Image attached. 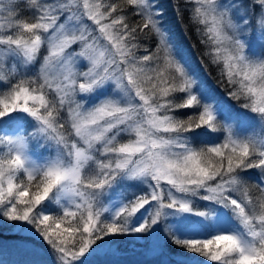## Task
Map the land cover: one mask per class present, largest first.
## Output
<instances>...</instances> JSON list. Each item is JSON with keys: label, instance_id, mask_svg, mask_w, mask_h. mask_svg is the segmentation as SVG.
Returning a JSON list of instances; mask_svg holds the SVG:
<instances>
[{"label": "snow or ice", "instance_id": "6c2138e0", "mask_svg": "<svg viewBox=\"0 0 264 264\" xmlns=\"http://www.w3.org/2000/svg\"><path fill=\"white\" fill-rule=\"evenodd\" d=\"M185 2L229 96L264 128V0ZM162 15L159 0H0V73L11 62L16 77L0 75V224L34 231L58 264L162 233L176 255L264 264V138L221 125L240 116L210 102ZM180 109L194 112L182 119ZM126 184L144 194L116 192ZM108 193L119 196L111 209ZM53 202L60 215L45 214Z\"/></svg>", "mask_w": 264, "mask_h": 264}, {"label": "trees", "instance_id": "16d2710c", "mask_svg": "<svg viewBox=\"0 0 264 264\" xmlns=\"http://www.w3.org/2000/svg\"><path fill=\"white\" fill-rule=\"evenodd\" d=\"M114 2H121V0H114ZM247 2H250V0H247ZM159 4L163 9V26L170 30V35L174 38L176 44L183 52L187 61L186 67H188L190 73H192L199 82H203L210 90L212 96L210 102L213 104L219 103L225 105L231 114L239 115L240 120L243 117L249 118L252 115H255L240 107L242 101L238 102L229 96V93L233 91V87L228 84L227 78L221 74L222 65L214 63L212 56L208 55V53L212 51L211 43L201 42L202 40L207 41V37L203 35L205 30L204 25L194 23L192 20L191 9L194 5L186 3L185 0H159ZM177 5L180 9L179 17L176 12ZM25 7L26 5L24 3H20V8L18 9L20 19H28L30 16V13L24 10ZM127 14L130 17V22H140L139 17L131 15L130 8L127 9ZM197 29H199V33L197 32ZM254 43L255 42H252L253 45ZM155 44V37L148 42H144V46L149 49V52L155 49ZM138 54L144 55L149 53H145L141 50ZM5 70L10 72L12 69L9 66H7L6 69L5 66ZM11 73L12 72H10V74L7 73V78H14ZM193 112L194 109H180L174 114L179 118L186 119L187 116L192 115ZM27 130L30 131L31 129L28 128ZM217 142H219V137L217 138ZM195 146L200 147L202 144L199 141H196ZM119 189H122V191L127 190L129 192H135L138 195L144 194L142 191L143 186L133 188L126 184L123 188L116 189V191ZM108 194L101 198L104 206ZM171 219L172 218L169 217V221H171ZM19 235H21L20 232L6 231L0 228V237L14 238ZM197 238L201 239L200 237ZM38 239V243L44 246L51 256L41 255L35 257L13 252L10 254L2 249V245H0V264H57L58 260L52 253L51 249L47 246L46 242L43 241L40 236ZM123 241L124 240L117 242L119 245V251L110 252L107 255L90 257V264H167L168 261L173 260H183L184 264H202V262L203 264H208L204 257L198 256L197 254L187 253L186 255H176L175 253L180 252L181 250L177 249L174 244L168 242L163 233L158 241L149 244V249H154L157 253L152 260L140 256L139 251L128 248L125 249ZM161 252L166 254L161 255Z\"/></svg>", "mask_w": 264, "mask_h": 264}, {"label": "rangeland", "instance_id": "374dc122", "mask_svg": "<svg viewBox=\"0 0 264 264\" xmlns=\"http://www.w3.org/2000/svg\"><path fill=\"white\" fill-rule=\"evenodd\" d=\"M252 42H255L253 45V50L259 53L261 51L259 45L256 43L255 40H253ZM101 43H103V41H101ZM44 55H46V52L42 49L41 52L39 53V56L42 58ZM38 65H39V62L37 64V67ZM7 66L11 67L12 69L11 62L10 64L6 65V69H7ZM16 70L21 73H23L24 71H27V74L29 76L34 75L36 72V68H32L30 66H23L21 63L16 64ZM10 72H12V70ZM10 72H7L4 68V71L0 73V75L8 77L7 73L10 74ZM11 75L13 76L12 73ZM194 78L197 80L198 83H200L199 80L195 76ZM15 79L16 77L11 79L13 83H15ZM4 90L6 89H0V91H4ZM226 115L230 117L234 114H231L228 111ZM220 123L221 125H224V124L231 125L234 129H241L242 131L248 132L250 134H254L258 138H264V131H263L264 128H262L258 124L257 120L255 119V115H252L249 118L243 117L239 122L231 120V119H227L225 117H221ZM218 137H219V141L222 140L223 134L222 133L219 134ZM120 191H122V189H119L116 192H120ZM118 199H119L118 195H116L115 193H109L106 199L105 206L111 209L112 205L115 204ZM194 208L196 211H207L208 202L196 200L194 201ZM45 214L52 215V216L60 215L61 213L59 211V206H57L55 202H53L52 210L46 211ZM63 227H67V224L65 223ZM0 228L6 231H14V232L21 233V235H19L18 237H14V238L0 237V245H2V249L9 252L10 254L13 252V253H18V254H24L27 256H35V257L41 256V255L51 256L48 253V251L45 249V247L38 243L39 236L34 231L10 230L7 224H0ZM200 238L203 239L204 237H200ZM123 245L125 246V249L128 248V249H133L135 251H139L140 256L149 258L151 260L157 255L154 249H149V243H146L143 240L135 241V240H130V239H124Z\"/></svg>", "mask_w": 264, "mask_h": 264}]
</instances>
